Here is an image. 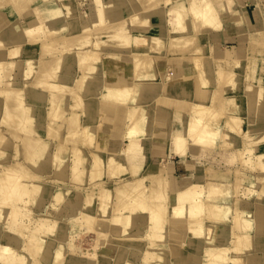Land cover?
<instances>
[{"label":"bare ground","instance_id":"obj_1","mask_svg":"<svg viewBox=\"0 0 264 264\" xmlns=\"http://www.w3.org/2000/svg\"><path fill=\"white\" fill-rule=\"evenodd\" d=\"M56 1L61 12L52 0H0V163L8 158L5 149H13V161L0 170V222L7 230L0 232V264H23L24 256L32 264H54L61 249L59 264H240L235 254L242 252L250 264L264 249V152L250 146L255 142L249 140L251 130H244L241 115L247 112L252 124L264 111V82L257 76L264 70V28L252 24L256 29L244 50L217 59L218 45H209L207 37L220 29L232 0H93L91 23L79 0ZM253 8L258 21V7ZM163 53L174 79L166 75L158 82L156 54ZM21 57L23 86L39 89L36 95H24L27 89L15 86L13 73ZM71 67L78 75L67 86ZM99 88L96 104L92 95ZM65 97L71 101L67 108L62 106ZM43 99L47 107L41 117L30 100ZM174 116L182 126L173 131ZM37 119L45 122V139L37 134ZM50 138L56 141L52 150ZM153 140L164 151L171 143V154L180 157L190 147L219 149L224 162L238 160L239 167L229 181V171L203 166L200 181L188 180L169 192L174 181L169 163L160 159L143 172ZM69 144L70 177L76 182L86 176L92 186L88 202L77 211L67 209L72 194L58 188L50 194L52 211L58 207L66 218L46 213L28 233L27 222V229L18 230L28 215L18 202L37 205L48 196L49 185L37 180L39 171L51 165L62 176ZM80 145L90 150L88 165ZM21 150L23 162L17 160ZM244 181L246 192H241ZM73 212L76 216L68 218ZM90 215L96 218L90 226L101 225L92 250L76 254L70 241L66 246L52 242L51 254L52 239L86 223ZM215 222L222 223L218 231L230 224L229 244L223 235L216 243L205 241ZM86 228H91L88 223ZM143 241L147 247L139 259L134 246ZM182 243L185 250L179 255ZM100 249L102 256L97 255ZM188 251L187 261L179 259Z\"/></svg>","mask_w":264,"mask_h":264},{"label":"rangeland","instance_id":"obj_2","mask_svg":"<svg viewBox=\"0 0 264 264\" xmlns=\"http://www.w3.org/2000/svg\"><path fill=\"white\" fill-rule=\"evenodd\" d=\"M79 1H80V9H81L80 11H81L82 14H84L83 15L84 16V19H86L88 22L92 21L90 19L89 15L91 13L92 14L94 13V3H93V0L92 1L91 0H79ZM110 1L111 0H102V3L109 4ZM125 1H128V0H125ZM52 2L55 3V4L52 3V7L55 6L54 8H57L58 9V7H59L58 1L52 0ZM235 2H237V3H234L233 4V7L231 6L227 10L228 12L225 13V14H228V15H230V17H235V18H238L239 14H241L240 15L241 17H239L238 20L234 23V26L236 28H238V27L241 28L242 27L243 32H244V40H242L241 42L245 43L244 45H246V42L249 39L248 38L249 35H251L254 32L251 29L249 23L244 18L245 17V14L247 15L249 13L248 9L250 8V5H249L250 0H244V1L242 0V2H239V1L235 0ZM253 3H254V6L256 8L258 7L257 8V12H258V14H259L262 22H264V2H262L261 0H253ZM128 5H130L129 2H128ZM159 7L162 10L166 9V5H164V4H160ZM161 9H159L160 12L158 11V16L159 15L161 16V14H159V13H161ZM58 10L61 12V8L60 7H59ZM233 10H234V12H232ZM245 10H246V12H245ZM93 17H94V15H93ZM24 19L26 20L25 17L22 18L23 21H24ZM164 23H165V25L167 23L165 19H164ZM225 24H226V19L225 18H223V19L221 18V26H220V29H218V31L223 30V28H225ZM163 38L164 39L167 38V36H166L165 33L163 34ZM207 38H208L207 39V43L209 45H212V40L209 37H207ZM231 41L230 42H227V41L226 42H223L221 44V46H223V47L229 46L230 44H232ZM163 54H159V55L156 54L157 70H158V63H160L161 60H162L160 58H163V59L165 58V54H164V56H163ZM246 57L243 58L242 61H246ZM23 66H24V58L21 57L20 58L19 67L13 73V80L15 79L14 81L16 82L15 83V86L17 88L24 87L25 89H27V90L23 91L25 93L22 92L24 95L25 94L36 95L37 93H39V91H40L39 89L34 88L32 86H28V85L26 87L23 86V80H22L23 79L22 78V70H23L22 68H23ZM77 72H78V70L75 67H71L68 70L67 75H68L69 79H68L67 86L73 85V82H74V80L76 79V77L78 75ZM158 72H159V70H158ZM162 72H163L162 73L163 76L170 75L169 78L170 79H174V77L172 76V72H171V69L170 68H165V69H163ZM97 74L99 76L101 75V70L100 69L97 71ZM257 76L261 77V81L264 82V70L258 71L257 72ZM157 78H158L157 81L160 82L161 80H160L159 76H157ZM241 81H242V83L245 82V73L244 72H241V74H240V82ZM242 90H243V88H240V90L237 93L238 94L240 92L242 93ZM99 92H100V88L98 90H96L93 93V95H92V98L94 99V101H95L96 104H97V101H98V95H97V93H99ZM229 95H233V94H231V93H227L226 94V96H229ZM30 102H31V105L32 106L38 107L39 114L42 117L44 115V111L46 110V107H47L46 100L45 99H43L42 101L30 100ZM38 102H41V103H38ZM70 102H71L70 99H68V97H65L63 99V101H62V106L65 107V108H67L68 106H70ZM78 112H79V119L80 120H83V117L80 114L81 113V109L80 108L78 109ZM67 113L68 112L66 111V114ZM187 113L188 112H186L185 114H187ZM262 113H264V111H262ZM262 113H260V115L258 114L255 117V121L252 124L248 122V119H247L248 118V114H247V112L244 111L241 116L243 118V124H242V126H243L244 130H248V129L251 130L249 132V140L251 142L252 141L255 142V143H252L250 146L254 148V151L256 150V151L264 152V141H262V140H264V114H262ZM36 123H37L36 131H37L38 136L40 138H42V139H45L46 136H45V128H44L45 127V122H44V120L43 119H37L36 120ZM93 126H94V124H93ZM261 126H262V128H261ZM63 132L65 133L64 129L61 130V134H63ZM261 137H262V139L260 140ZM238 139H239V141L240 140L242 141L241 138H238ZM255 140H257V141H255ZM14 141H15V143H18L19 140H18V138H15ZM48 141H49L48 142L49 143L48 144V148H49V150H52V148H53L54 144L56 143V141L54 139H52V138H50ZM241 141L239 142V145H238L239 147L242 146V142ZM124 142H126V141H124ZM122 144H123V141L121 143V146H122ZM80 147H81V149L83 151V154L86 156L85 157L86 158L85 161H86V164L88 165L89 162H90L89 159L91 157L90 150L88 148H86V146H83L82 147L80 145ZM65 148H66V153H65V165H66V167L64 169V174L59 177V175H56L55 169L53 168V166L49 165L47 167H44L41 172L39 171V176H37L38 177L37 180L39 179L41 182L45 183L47 186L49 185L50 191L48 192V196H46L44 199H42L37 204L38 206L36 204H34V203H31V202H26L25 204H23L22 202H21L22 204H20V202H18L19 203L18 204L19 206L24 207L25 210L28 211V215H26V217L24 216V222H23L24 225L23 224H20V225H22L23 227H26V228H23L21 226V227L18 228V230L21 229L23 231V230H25V229H27L29 227L26 231H24V232H27L28 233L29 232L28 230L32 227L33 222H35L37 219L43 217V215H45L46 213H49V215L51 214L50 216H54V215H55V217L58 216L57 218H59V219H61V218L62 219H65L66 218V215H63V211L62 210L60 211L58 209V207H54V208H56L55 209L56 211L53 212L54 209L51 206V195L54 194L58 188H61V189H64V190H68L72 194L67 199H68V201H73V202H71V204H70L68 201H66V202H68V204L66 203L68 206H65L64 205V207H67V209L70 208V210H71L73 207H76V210L75 211H77L81 206H83L84 203H87L88 202V198H89V194H90V192L88 193V189H91L92 186L91 185H88V182H87L88 180H87L86 176H83V178H81L80 180H78L76 182L72 181V179L70 177V173H71L70 165H71V160H72V156H71L72 155V153H71L72 144L66 145ZM5 150H6L5 152L8 153V158L3 163H0V170L2 169V167L4 165L7 164V162L13 161L12 155H10V154L13 153V149L10 148V147H8ZM22 152L23 151L21 150L20 155L17 157V160L19 162H23V153ZM171 159L174 160L175 162L178 161V159L175 158V157H172ZM202 162L203 161L200 162V164H199L200 167L197 169V174H196L195 179H194L195 181H200L199 174L202 171L203 166H204V164ZM238 163H239L238 160H236V161H234L231 164V166L226 167L224 164L221 163V161L217 160L216 163H215V165H213L212 167L214 169H217V170L229 171L228 172V176H229V181H230L231 178H233V174H232L231 171L233 169L239 167V164ZM251 173L254 174V175H256V171H251ZM111 184L112 183H110V185ZM247 184H248L247 182H245V181L243 182V184L241 185V189H240L241 192L242 191L243 192H246L245 189L247 188ZM171 187H172V184H171L170 188ZM171 191H172V188H171ZM172 192H174V190ZM229 192H230L229 195L232 197L231 191H229ZM230 196H229V201H228L229 204H230V200L232 199ZM255 196L256 195H254L253 198H256ZM239 197L240 198L243 197L242 193H239ZM261 197H264V195H261ZM90 198H92V197L90 196ZM253 198H250L249 201L251 202L253 200ZM257 198L259 199L260 197H257ZM258 199H256V201ZM71 206H73V207H71ZM52 209H53V211H52ZM188 210H189V207H188ZM57 211L58 212L60 211V212L58 213ZM52 212H53L54 215L52 214ZM56 212L58 213L57 215H56ZM27 216H28V221H27ZM72 216H76V213L75 212H73L72 214L70 213L68 215V218L69 217H72ZM95 219H94V216L90 215L89 218H88V220H87V222L86 223H83L81 226L79 225V226H77L73 230L72 229H65L62 238L54 237L52 239L53 241L50 242L51 245L48 247L49 248V251L51 252V254H54V249L53 248L55 247V243H52V242L61 243L62 245H65L66 246V244L69 241L73 245L76 254L90 252V250H92L93 245L95 243V238H96V234H95L96 232H95V230L97 228H100V226H101V225H98L97 224V228H96L94 226H90L89 225V224H94L95 225L96 224L95 223ZM29 221H31V222H29ZM25 222H27L28 225ZM68 222H70V220H68ZM87 223H88V226L91 227V228H86ZM221 224L222 223H220V222H215L213 224L211 233L208 236L205 237V241L206 242H209V243H214L215 242L216 243L219 240V237L221 235H223L224 237H226L228 239L227 242L229 244L230 235H228V233H229L228 226L230 224H228V223L227 224H224V227L225 228L222 231H218L217 225L219 227ZM4 225H5L4 222L1 221L0 222V230H1L0 232L1 233L2 232L3 233H6V231H7V230H5L6 228L4 227ZM24 232H22V233H24ZM251 232H252V230H250V233ZM27 233H24V234H27ZM22 238H24V237H22ZM134 247H135L136 250H138V252H137L138 253L137 254V258L141 259V257L145 256L144 255L145 254V249L147 247L146 241H143V242H141L140 244H138L137 246H134ZM251 249H250L251 252H253V253L256 252V250L253 247ZM49 251H48V253H49ZM102 251L103 250L100 249V250L97 251L98 254H97V252H96V254L99 255V256H102L104 254ZM59 252H60V255L56 256V258H59V261L54 260V262H55L54 264H59V262H61V260H63V254H61V253H63L64 250L61 249ZM185 253L186 254L183 257L179 258L182 261H187L188 260V257H190V255H192V253L189 252V251L188 252H185ZM48 255L50 256V254H48ZM255 255H256V257H252L251 258V261H249L250 264H260L262 262V259H264V257H262V255H264V249L258 250L257 253H255ZM235 256H237L238 258L241 259V261H239L240 264H246V262H247V256H246V254L244 252L235 254ZM24 257H25V260H24V263L23 264H32L34 262L33 260H31V257L30 256H24ZM255 258H257V261L258 262H254L253 263L252 261L253 260L255 261ZM192 263H193V261L191 262V264ZM228 264H231V263H228Z\"/></svg>","mask_w":264,"mask_h":264},{"label":"crops","instance_id":"obj_3","mask_svg":"<svg viewBox=\"0 0 264 264\" xmlns=\"http://www.w3.org/2000/svg\"><path fill=\"white\" fill-rule=\"evenodd\" d=\"M239 2H242V0H237ZM244 1V0H243ZM264 2V0H261ZM235 3V0H232L231 6L233 7V4ZM250 8L248 9L249 13L246 15L245 14V20L249 23L251 29H256L257 26H261L264 28V22H262L261 18L258 16V21L257 19L254 18L253 15H251L252 8L254 7L253 0H250ZM230 6V7H231ZM254 9V8H253ZM228 11L224 12L222 19H226V24L225 28L221 31H216L215 33L208 34V37L212 40V45L217 44L218 49L220 50V55L216 57L217 59L223 58H229L233 56V52L236 51H242L245 48V43L241 42L244 40V32L242 27L241 28H236L234 26V23L238 20L239 17H241L239 14L238 18L235 17H230V15L225 14ZM234 12V10L232 11ZM240 12V11H239ZM246 12V10H245ZM233 14V13H232ZM243 20V19H242ZM252 24H254L256 27H254ZM232 40V41H231ZM232 42L229 46H221L223 42ZM248 41V40H247ZM247 43V42H246ZM161 57V56H160ZM214 57V60L216 59ZM162 59L160 63H158V70H159V78L160 80L162 79V71L165 68H170L169 67V60L168 57L165 55V58H160ZM186 67V72L190 75L192 73L191 68H189V65H184ZM171 69V68H170ZM173 76V75H172ZM158 79V78H157ZM185 118V115L181 116ZM184 120V119H183ZM174 121V122H173ZM180 121L174 116L172 119V130L174 131L177 127H181ZM171 141V140H170ZM126 142L123 141V144L121 148L125 147ZM151 149L149 152V159L147 161V165L143 169V172L149 171L151 167L154 165L159 164L160 159H162L166 164H170V173L171 177L173 178V184H172V191L175 189H179L183 187L186 183V181L194 180L195 176L197 174V169L200 167V162L203 161L202 163L204 166L210 165L211 167L215 165L216 161L219 160L221 161L222 164H224L226 167L231 166L233 163H226L224 160L221 158V150H213V151H208V150H201L198 147H190L187 149V152L183 156H177L172 153V147L171 143H168V147L166 148V151L161 148V144L159 141L153 140L151 142ZM159 145V146H158ZM202 155V156H201ZM186 156V157H185ZM175 157L178 159L177 162L172 160L171 158ZM227 164V165H226ZM171 188H169V192H171ZM253 233V231H252ZM185 250L184 244L182 243L177 246V251L179 255H183V251ZM200 253V251H196Z\"/></svg>","mask_w":264,"mask_h":264}]
</instances>
